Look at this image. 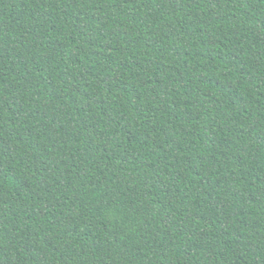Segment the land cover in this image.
Wrapping results in <instances>:
<instances>
[{"label":"trees","instance_id":"1","mask_svg":"<svg viewBox=\"0 0 264 264\" xmlns=\"http://www.w3.org/2000/svg\"><path fill=\"white\" fill-rule=\"evenodd\" d=\"M0 264H264V0H0Z\"/></svg>","mask_w":264,"mask_h":264}]
</instances>
